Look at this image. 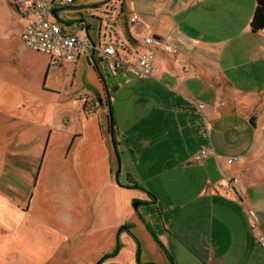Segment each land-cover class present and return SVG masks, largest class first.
I'll list each match as a JSON object with an SVG mask.
<instances>
[{
	"label": "rangeland",
	"instance_id": "rangeland-1",
	"mask_svg": "<svg viewBox=\"0 0 264 264\" xmlns=\"http://www.w3.org/2000/svg\"><path fill=\"white\" fill-rule=\"evenodd\" d=\"M144 1L128 0L132 13L120 15L117 8L106 15L87 6L95 0H74L59 18L74 23L68 28L81 37L85 31L77 22L86 21L90 39L102 47L101 35L137 17L140 7L147 10ZM215 1L229 19L221 15L211 31L218 46L203 56L237 88L245 124L224 132L215 125L209 129L212 144L240 161L252 159L264 180V33L253 34L246 25L254 0ZM10 2L0 0V264H154L140 219L146 217L140 205L146 196L121 171L123 158L107 134L103 108L96 102L95 113L85 117L72 103L93 84H101L105 94L104 81L112 74L105 65L98 73L84 62L48 67L47 56L18 40ZM252 118L255 127L249 125ZM204 136L209 138L207 130Z\"/></svg>",
	"mask_w": 264,
	"mask_h": 264
},
{
	"label": "crops",
	"instance_id": "crops-1",
	"mask_svg": "<svg viewBox=\"0 0 264 264\" xmlns=\"http://www.w3.org/2000/svg\"><path fill=\"white\" fill-rule=\"evenodd\" d=\"M14 1L10 5L17 14V37L22 43L27 20L14 7ZM95 1L87 5L95 13L99 10L107 15L117 8L120 15L134 11L128 0L118 4L115 0ZM52 2L51 20L63 33L73 34L68 28L70 21L60 22V1ZM73 3L74 0L70 4ZM144 3L147 10L140 7L134 23L130 17L113 32L101 35L100 41L105 42L102 47L112 44L120 57L134 64L138 51L145 47L141 39L149 34L174 51L167 54L161 47L154 49L156 71L150 78L135 77L128 68L110 72L111 79L104 81L109 90L104 94L101 84H93L91 92L83 95L88 98V106L78 105V110L85 117L93 115L97 102L103 108L101 117L106 115L107 127L108 113L113 117V140L116 152L123 158L121 171L134 189L143 190L146 196L140 204L146 208V217L140 219L148 228L152 263L264 264V249L257 241L259 235H264V180L260 168L252 159L240 161L223 154V148L216 150L209 133L215 125L224 132L245 124L237 88L230 86L224 69L206 63L203 56L218 46L211 31L219 26L221 15L225 13L227 20L229 14L218 11L215 0ZM252 10L247 17L248 28ZM77 24L80 31L88 25ZM81 62L99 73L100 67L106 66L100 54L91 52L59 67L75 68ZM221 78H225L224 83L219 81ZM89 106L94 107L90 114L86 112ZM101 122L97 116L96 123L102 129ZM206 130L208 139L204 136ZM107 134L111 137L109 131ZM206 147L212 149V154L201 158L200 151ZM105 155L111 173L108 153ZM228 159L234 162L227 164ZM233 177L238 179L239 194L225 189V178Z\"/></svg>",
	"mask_w": 264,
	"mask_h": 264
},
{
	"label": "built area",
	"instance_id": "built-area-1",
	"mask_svg": "<svg viewBox=\"0 0 264 264\" xmlns=\"http://www.w3.org/2000/svg\"><path fill=\"white\" fill-rule=\"evenodd\" d=\"M72 0H61L60 6H67ZM14 7L27 20L21 34V41L24 46L32 52L48 57L49 65L59 67L66 63L73 62L76 56L89 55L91 52L99 53L106 63L109 72L122 71L128 68L130 72L139 78H150L155 74L154 49L161 47L164 53H172L174 49L167 44H160L154 37L144 34L142 44L147 47V51L138 55L136 63L132 64L120 57L112 44L105 47H97L91 44L88 36L81 37L76 33L65 34L57 23L52 21V0H15ZM137 20L132 16L131 23ZM73 105L88 106V98L83 96L72 101ZM201 108V106H200ZM94 111V107L89 106L88 114ZM212 154L211 148H204L200 151V157ZM227 164H232L233 159H228ZM238 179L225 178L224 186L227 191L239 194L237 185ZM261 248L264 249V235L257 238Z\"/></svg>",
	"mask_w": 264,
	"mask_h": 264
},
{
	"label": "trees",
	"instance_id": "trees-1",
	"mask_svg": "<svg viewBox=\"0 0 264 264\" xmlns=\"http://www.w3.org/2000/svg\"><path fill=\"white\" fill-rule=\"evenodd\" d=\"M249 30L253 34L264 30V0H254V10L249 23ZM108 131H109V119H108Z\"/></svg>",
	"mask_w": 264,
	"mask_h": 264
},
{
	"label": "water",
	"instance_id": "water-1",
	"mask_svg": "<svg viewBox=\"0 0 264 264\" xmlns=\"http://www.w3.org/2000/svg\"><path fill=\"white\" fill-rule=\"evenodd\" d=\"M76 22V21H75ZM82 23V24H85L86 23V21H84V20H80V21H78L77 23ZM70 24H74V23H70ZM90 24H88L87 26H85L84 27V31H85V35L86 36H88L89 37V30H90ZM90 42H91V44L92 45H94V46H97V47H99L100 45H97V44H95L91 39H90ZM99 73V72H98ZM249 125H251L252 127H255V119H250V121H249ZM109 133H110V136H111V139H112V143H113V147H114V149H115V144H114V141H113V127H112V118H111V115H110V113H109ZM117 153V152H116ZM118 155V154H117ZM118 157V156H117ZM136 206V205H135ZM136 209V208H135Z\"/></svg>",
	"mask_w": 264,
	"mask_h": 264
}]
</instances>
